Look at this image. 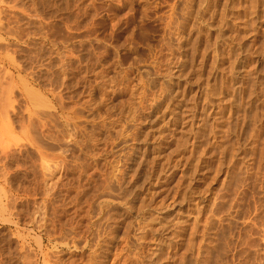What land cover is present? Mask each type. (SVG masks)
Masks as SVG:
<instances>
[{
  "label": "rangeland",
  "instance_id": "rangeland-1",
  "mask_svg": "<svg viewBox=\"0 0 264 264\" xmlns=\"http://www.w3.org/2000/svg\"><path fill=\"white\" fill-rule=\"evenodd\" d=\"M262 47L264 0H0V264H264Z\"/></svg>",
  "mask_w": 264,
  "mask_h": 264
},
{
  "label": "bare ground",
  "instance_id": "bare-ground-1",
  "mask_svg": "<svg viewBox=\"0 0 264 264\" xmlns=\"http://www.w3.org/2000/svg\"><path fill=\"white\" fill-rule=\"evenodd\" d=\"M255 1V0H254ZM223 2V1H222ZM247 2V1H246ZM249 4V3H248ZM228 5V4H227ZM182 6V5H181ZM232 6V5H231ZM238 7V6H237ZM262 7V6H261ZM213 8V7H212ZM206 9V8H205ZM262 9V8H261ZM262 12V11H261ZM245 13V12H244ZM251 13V12H250ZM254 14V13H253ZM216 15V14H215ZM216 18V17H215ZM262 19V18H261ZM246 22V21H245ZM254 22V21H253ZM247 23H249V22H247ZM224 24V23H223ZM229 24V23H228ZM239 26V25H238ZM242 26V25H241ZM188 27V26H187ZM213 27V26H212ZM220 27V26H219ZM192 28V27H191ZM230 28V27H229ZM238 29V28H237ZM233 35V34H232ZM240 37H242V36H240ZM237 38V37H236ZM262 38V37H261ZM242 39V38H241ZM193 40V39H192ZM191 40V41H192ZM224 40V39H223ZM250 40V39H249ZM186 41V40H185ZM182 43V42H181ZM186 43V42H185ZM261 43V42H260ZM186 46V45H185ZM260 46V45H259ZM189 47V46H188ZM244 47V46H243ZM247 47V46H246ZM262 48H264V47H262ZM204 49V48H203ZM206 50V49H205ZM239 51V50H238ZM257 51V50H256ZM255 52V51H254ZM226 53V52H225ZM238 53V52H237ZM262 54V53H261ZM218 55V54H217ZM237 55V54H236ZM224 56V55H223ZM229 56V55H228ZM221 57V56H220ZM238 57V56H237ZM191 58V57H190ZM213 58V57H212ZM81 59V58H80ZM202 59V58H201ZM99 60V59H98ZM228 60V59H227ZM186 61V60H185ZM229 61V60H228ZM96 62V61H95ZM201 63V62H200ZM184 64V63H183ZM221 65V64H220ZM202 66V65H201ZM227 66V65H226ZM231 66V65H230ZM253 66V65H252ZM260 66V65H259ZM261 67V66H260ZM259 67V68H260ZM83 68V67H82ZM250 68V67H249ZM197 69V68H196ZM210 70V69H209ZM208 70V71H209ZM241 70V69H240ZM251 71V70H250ZM221 72V71H220ZM230 73V72H229ZM74 74V73H73ZM154 74V73H153ZM252 74V73H251ZM154 76V75H153ZM221 77V76H220ZM190 78V77H189ZM205 79V78H204ZM208 79V78H207ZM145 81V80H144ZM207 81V80H206ZM258 81V80H257ZM194 82V81H193ZM219 82H220V80H219ZM254 83V82H253ZM262 83V82H261ZM186 85V84H185ZM202 85V84H201ZM249 86V85H248ZM260 87V86H259ZM172 88V87H171ZM233 89V88H232ZM205 90V89H204ZM231 91V90H230ZM247 92V91H246ZM103 93V92H102ZM26 94H27V92H26ZM35 95H37V93L35 92ZM212 95H213V93H212ZM28 96V95H27ZM38 96L40 97V95L38 94ZM31 98V97H30ZM41 98V97H40ZM59 98V97H58ZM231 98V97H230ZM252 98V97H251ZM176 99V98H175ZM193 99V98H192ZM248 99V98H247ZM31 100V99H30ZM36 100V99H35ZM44 100V99H43ZM31 101H33V100H31ZM42 101V100H41ZM45 101V100H44ZM209 101V100H208ZM35 102V101H34ZM33 102V103H34ZM37 102V101H36ZM160 103V102H159ZM167 103V102H166ZM223 103V102H222ZM44 104V103H43ZM37 105V104H36ZM39 105V104H38ZM193 105V104H192ZM210 105V104H209ZM34 106V105H33ZM42 106V105H41ZM40 106V107H41ZM43 106H45V105H43ZM139 106V105H138ZM208 106V105H207ZM231 106V105H230ZM39 107V106H38ZM65 107V106H64ZM167 107V106H166ZM32 108V107H31ZM60 108V107H59ZM247 108V107H246ZM35 109V108H34ZM47 109V108H46ZM48 109H49V107H48ZM188 109V108H187ZM3 110V109H2ZM208 110V109H207ZM164 111V110H163ZM189 111H191V110H189ZM204 111V110H203ZM26 112V111H25ZM138 112V111H137ZM177 112V111H176ZM46 113V112H45ZM3 114H5L4 112H3ZM40 114V113H39ZM189 114V113H188ZM16 116V115H15ZM54 116V115H53ZM220 116V115H219ZM224 116V115H223ZM253 116H255V115H253ZM52 117V116H51ZM8 120V119H7ZM133 120V119H132ZM48 121V120H47ZM201 121V120H200ZM40 126V125H39ZM66 127H67V125H66ZM82 130V129H81ZM158 130V129H157ZM199 130V129H198ZM195 133V132H194ZM157 134V133H156ZM189 134V133H188ZM173 136V135H172ZM145 137V136H144ZM43 138V137H42ZM49 139V138H48ZM176 140V139H175ZM56 141V140H55ZM167 141V140H166ZM50 145V144H49ZM74 147V146H73ZM42 148V147H41ZM190 149V148H189ZM172 151V150H171ZM174 151V150H173ZM192 151V150H191ZM42 153V152H41ZM41 153H40V155H41ZM171 153V152H170ZM173 153V152H172ZM157 154V153H156ZM162 155V154H161ZM182 155V154H181ZM44 156V155H43ZM147 156V155H146ZM50 157V156H49ZM159 157V156H158ZM162 157V156H161ZM166 157V156H165ZM142 159V158H141ZM177 159V158H176ZM147 160V159H146ZM186 160V159H185ZM193 160V159H192ZM148 161V160H147ZM40 162H41V160H40ZM43 162V161H42ZM167 162V161H166ZM175 162V161H174ZM39 163V162H38ZM44 163V162H43ZM138 163V162H137ZM48 164V163H47ZM42 165V164H41ZM44 165V164H43ZM149 165V164H148ZM55 166V165H54ZM192 166V165H191ZM39 168V167H38ZM174 168V167H173ZM146 169V168H145ZM34 170V169H33ZM39 170V169H38ZM47 171V170H46ZM152 173V172H151ZM49 175V174H48ZM5 176V175H4ZM127 176V175H126ZM185 176V175H184ZM144 177V176H143ZM146 177V176H145ZM181 177V176H180ZM41 178H42V176H41ZM185 178V177H184ZM5 179V178H4ZM113 179V178H112ZM116 180V179H115ZM163 181V180H162ZM160 182V181H159ZM105 183V182H104ZM112 183V182H111ZM140 183V182H139ZM113 184V183H112ZM188 186V185H187ZM120 188V187H119ZM1 189V188H0ZM109 189V188H108ZM166 189V188H165ZM181 189V188H180ZM103 190V189H102ZM120 190V189H119ZM149 190V189H148ZM163 190V189H162ZM186 190V189H185ZM116 192V191H115ZM82 193V192H81ZM108 193V192H107ZM118 193V192H117ZM160 193V192H159ZM51 194V193H50ZM80 194V193H79ZM78 194V195H79ZM111 194H112V192H111ZM115 194V193H114ZM194 194V193H193ZM47 195V194H46ZM180 195V194H179ZM107 196V195H106ZM172 196V195H171ZM134 197V196H133ZM141 198V197H140ZM124 199H126L125 197H124ZM183 199V198H182ZM187 200V199H186ZM44 202V201H43ZM118 202V201H117ZM135 202V201H134ZM145 202V201H144ZM161 202V201H160ZM183 202V201H182ZM192 202V201H191ZM122 203V202H121ZM159 203V202H158ZM187 204V203H186ZM195 204V203H194ZM106 207V206H105ZM130 207V206H129ZM199 207V206H198ZM80 208V207H79ZM87 208V207H86ZM138 208H140V207H138ZM144 208V207H143ZM147 208V207H146ZM152 208V207H151ZM160 209V208H159ZM196 210H197V208H196ZM78 211V210H77ZM59 212V211H58ZM87 212V211H86ZM94 212V211H93ZM156 212V211H155ZM197 212V211H196ZM123 213V212H122ZM74 214V213H73ZM129 214V213H128ZM151 214V213H150ZM106 215V214H105ZM152 215V214H151ZM72 216V215H71ZM200 216V215H199ZM203 216V215H202ZM81 217V216H80ZM84 217V216H83ZM148 218V217H147ZM197 218V217H196ZM195 218V219H196ZM108 219V218H107ZM158 219V218H157ZM71 220V219H70ZM132 220V219H131ZM160 222V221H159ZM200 222V221H199ZM52 224V223H51ZM71 224V223H70ZM47 225V224H46ZM146 225V224H145ZM125 226H127V225H125ZM144 226V225H143ZM60 227V226H59ZM62 227V226H61ZM191 227H192V225H191ZM148 229H150V228H148ZM160 229V228H159ZM62 230V229H61ZM93 230V229H92ZM180 230V229H179ZM195 230V229H194ZM50 231V230H49ZM52 231V230H51ZM127 230H125V232H126ZM157 231V230H156ZM45 232V231H44ZM111 233V232H110ZM154 233V232H153ZM179 233V232H178ZM55 235H56V233H55ZM107 235V234H106ZM124 235V234H123ZM191 235V234H190ZM151 236V235H150ZM172 236V235H171ZM68 238V237H67ZM121 238V237H120ZM185 239H187L186 237H185ZM72 240V239H71ZM82 240V239H81ZM146 241V240H145ZM150 241V240H149ZM194 241V240H193ZM36 243V242H35ZM167 243V242H166ZM187 243H189V242H187ZM37 244V243H36ZM125 244V243H124ZM162 244V243H161ZM129 245V244H128ZM189 245V244H188ZM76 246V245H75ZM79 246V245H78ZM182 246V245H181ZM136 247V246H135ZM158 247V246H157ZM27 249V248H26ZM100 249H101V247H100ZM30 251V250H29ZM40 251V250H39ZM120 251V250H119ZM100 252V251H99ZM106 253V252H105ZM33 254V253H32ZM157 255V254H156ZM32 256V255H31ZM110 256H111V254H110ZM131 256V255H130ZM114 258V257H113ZM127 259V258H126ZM26 260H27V258H26ZM85 260V259H84ZM114 261V260H113ZM161 261V260H160ZM27 262V261H26ZM43 262H45V261H43ZM88 262V261H87ZM90 263V262H89ZM24 264V263H23ZM110 264V263H109ZM122 264H123V262H122Z\"/></svg>",
  "mask_w": 264,
  "mask_h": 264
}]
</instances>
